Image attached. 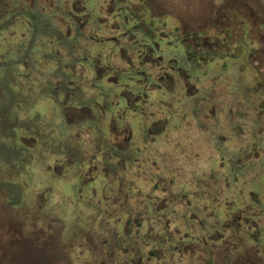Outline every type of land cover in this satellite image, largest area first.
<instances>
[{
  "label": "clouds",
  "instance_id": "1",
  "mask_svg": "<svg viewBox=\"0 0 264 264\" xmlns=\"http://www.w3.org/2000/svg\"><path fill=\"white\" fill-rule=\"evenodd\" d=\"M262 37L264 0H3L0 217L56 264H264Z\"/></svg>",
  "mask_w": 264,
  "mask_h": 264
},
{
  "label": "flooded vegetation",
  "instance_id": "2",
  "mask_svg": "<svg viewBox=\"0 0 264 264\" xmlns=\"http://www.w3.org/2000/svg\"><path fill=\"white\" fill-rule=\"evenodd\" d=\"M2 2L3 0H0V3ZM0 228L6 230L5 238L3 239V237L0 236V238L2 240H5V243L7 244L6 245L7 251H5V253L1 257V260H3V262H6V264H19V249H22L24 255L28 257V259L26 258L28 263L30 262L34 264L54 263L53 259L56 255L50 254L49 257H45V258L43 257V255H41L40 247L42 246V244H44L43 247H45L43 252H46V250H50V248H48L46 241L43 240L42 243L37 241V237L39 236V234H33L31 236H28L29 239L31 240L25 241L27 239H24V236L21 232L19 225L14 223L7 216L0 217ZM18 235H20V238H18ZM30 253L31 254L36 253L37 258L33 257ZM253 256H254V251L247 250L244 255H239L237 257L236 264H253V260H252ZM255 264H259V262L257 261L255 262Z\"/></svg>",
  "mask_w": 264,
  "mask_h": 264
},
{
  "label": "rangeland",
  "instance_id": "3",
  "mask_svg": "<svg viewBox=\"0 0 264 264\" xmlns=\"http://www.w3.org/2000/svg\"><path fill=\"white\" fill-rule=\"evenodd\" d=\"M78 3H79V0H78ZM75 9H76V11H83V9L82 8H79V7H77L76 5H74L73 6ZM111 11H112V8L111 7H109V9H108V12H109V14L111 13ZM98 22H100V23H104L105 21L103 20V19H99V21ZM77 23H79V21H77ZM80 27L82 28L83 27V25H80ZM112 27L113 28H115L116 27V25L114 24V25H112ZM262 39V41H264V37H262L261 38ZM253 57L254 58H259L258 56H256V54L254 53L253 54ZM107 71H111V67H107V68H105V69H103V70H101V69H97V79H99L100 78V76L103 74V72H107ZM141 75H143L142 73H141ZM117 81H116V79H111V80H109V83H113V84H115ZM122 95H124L125 97H127V93H124V94H122ZM71 122V121H70ZM113 131H115V129H113ZM26 143H30V142H26ZM253 197H254V199H255V196L253 195ZM5 232H6V230H4V229H2V228H0V236L1 237H3V239L5 238ZM20 233V232H19ZM23 234V236H24V239H27V240H25V241H30L31 239H29V235H27V234H24V233H22ZM18 238H20V235H18ZM37 241H39L40 243H42V241H43V239H42V237L39 235L38 237H37ZM46 244H47V246H48V248H50V250H46V252H43V250H44V248L45 247H43V245L44 244H42V246L40 247L41 248V255H43V257L45 258V257H49V255L51 254V255H56L55 254V251H54V249L52 248V245L50 246V244L49 243H47L46 242ZM7 244L5 243V240H2L1 238H0V264H6V262H3V260H1V257H2V255L5 253V251H7L6 249H7V246H6ZM6 247V248H5ZM43 247V248H42ZM22 251V249H19V264H34V263H31L30 261V263H28L27 262V259H28V257L27 256H25L24 255V253H23V251ZM247 250H245V252H246ZM252 251H254V250H252ZM245 252L243 253V254H241V255H244L245 254ZM31 254V253H30ZM33 257H35V258H37V256H36V253L35 254H31ZM27 258V259H26ZM21 259H22V261H21ZM30 259V258H29ZM56 259H57V257L55 256L54 257V263L53 264H56ZM46 264V263H45Z\"/></svg>",
  "mask_w": 264,
  "mask_h": 264
}]
</instances>
